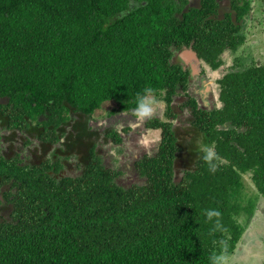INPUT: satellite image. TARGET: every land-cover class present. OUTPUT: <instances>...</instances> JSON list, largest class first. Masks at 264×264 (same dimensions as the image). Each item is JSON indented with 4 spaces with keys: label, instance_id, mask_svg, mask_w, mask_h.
<instances>
[{
    "label": "trees",
    "instance_id": "1",
    "mask_svg": "<svg viewBox=\"0 0 264 264\" xmlns=\"http://www.w3.org/2000/svg\"><path fill=\"white\" fill-rule=\"evenodd\" d=\"M251 2L233 0V18L218 0H0V116L36 132L44 154L66 139L37 164L0 158L18 181L11 220L0 221V264H212L235 253L264 198V63L226 73L222 106L210 109L175 54L192 47L220 68L246 42ZM151 95L166 103V120L146 121L161 141L136 161L145 182L126 187L90 120L107 101L134 111ZM73 156L82 173L58 177Z\"/></svg>",
    "mask_w": 264,
    "mask_h": 264
},
{
    "label": "rangeland",
    "instance_id": "2",
    "mask_svg": "<svg viewBox=\"0 0 264 264\" xmlns=\"http://www.w3.org/2000/svg\"><path fill=\"white\" fill-rule=\"evenodd\" d=\"M221 1L222 5L230 2V0ZM252 1V10L245 18L243 25V32L246 34L244 45L236 52L226 50L222 55L223 64L218 69H212L208 64L203 63L202 67L205 75L202 77L205 79L204 82H197L196 86L195 81L191 83L195 88H191L190 91L194 93L193 96L197 98L199 105L202 107L213 109L222 106L219 80L233 68H244L254 62L258 65L264 63V0ZM197 4H199L198 0H190V5ZM185 50L186 48L183 49V51ZM176 60L186 66L192 65L195 71L197 70L194 61L180 59V57ZM195 71L193 72L196 73ZM195 76L194 74L191 78L194 79ZM147 99L152 101L150 116L141 117L136 114L135 110L119 111L115 102L107 101L103 103L100 109L95 111L90 120V125L97 131L94 134V139L98 144V153L102 156L107 167L121 171L116 181L126 187L145 182V179L140 176L136 168V161L145 154L154 155L161 141V129L148 128L146 121L152 117H159L163 120L167 118L165 116L166 103L162 98L151 95ZM181 99H184V97L176 96L175 106L179 104ZM113 109H117V111L112 112ZM189 113V110L182 112L184 114L182 121H180L182 125L186 119L188 120ZM177 123L176 120L175 124ZM111 129H115L121 134L123 137L122 143L117 144L111 137H106ZM38 144L34 142L33 148L22 149L20 155L23 162H39L44 158L53 156V154L50 156L45 155ZM46 146L49 147L50 145L46 144ZM69 159L63 160L65 167L57 174L58 177L65 175L78 176L82 173L83 167L81 164L78 165V157L73 156ZM245 184V191L248 196H256V189L249 175L245 178ZM258 201V205L256 202L254 217L248 223L247 230L240 239L235 253L229 258L226 257V264L264 263V198H259Z\"/></svg>",
    "mask_w": 264,
    "mask_h": 264
},
{
    "label": "flooded vegetation",
    "instance_id": "3",
    "mask_svg": "<svg viewBox=\"0 0 264 264\" xmlns=\"http://www.w3.org/2000/svg\"><path fill=\"white\" fill-rule=\"evenodd\" d=\"M232 1L233 0H230V2L228 4L222 5V1L218 0L219 5H220L219 15L221 17H223L225 15V13L228 12V13L232 14L233 18H236V13L234 12V7L232 6L233 5ZM198 2H200V0H198ZM252 2H251V7H252ZM189 5H190V3H189ZM251 10H252V8H251ZM241 22L244 25L245 18ZM181 52L180 51L176 52L175 61L178 62V60H176V58L179 59ZM197 55H198V53H197ZM199 59L200 60L198 61V63H197V61H194V64L197 68L196 71L192 65L186 66L180 62L182 64V66L184 67V69H187L190 72V77H189V88L190 89L191 88L194 89L197 82L199 83L201 81L203 83L205 80L202 77L203 75H205L204 69L202 67L203 63H205V62L200 57H199ZM193 71H195L196 73H194ZM194 74L196 76L194 79H192L191 76H193ZM193 81H195V86H193L191 84ZM191 94L194 95V93H192V92H191ZM0 102H5V99L0 98ZM65 141H66V139H65ZM65 141L63 138L58 143L53 144V146L51 147V150H48V152L45 155H49V156L52 155L53 152L55 151V149L56 148L58 149L61 145L64 146V148H65V145H64ZM34 142L39 143L38 146L40 147V149H42V152H43L44 147L42 146V143H41L42 140L39 139L36 132L31 133L27 130H21L17 127H9L5 123L4 118L2 116H0V158L3 157L7 160H16L17 159V163L19 165H22V166L28 165V164H37L39 162H35V161H34L35 163L34 162H23L21 159V155H20L22 149H28L29 147L33 148L32 146H33ZM34 154H36V153H34ZM1 165H3V164H1ZM6 175L7 174L4 171L0 170V221L11 220L12 203L9 201V199L7 197H10V198L15 197L16 193L18 191V185L16 184V182H18V181L16 180V178L11 177V179L8 180ZM6 212H8V213L6 214ZM262 264H264V263H262Z\"/></svg>",
    "mask_w": 264,
    "mask_h": 264
},
{
    "label": "clouds",
    "instance_id": "4",
    "mask_svg": "<svg viewBox=\"0 0 264 264\" xmlns=\"http://www.w3.org/2000/svg\"><path fill=\"white\" fill-rule=\"evenodd\" d=\"M138 108L135 110L136 114L141 116V117H146V116H150L152 113V101L148 100L146 97L145 98H140L138 101ZM214 152L208 148L206 149V155H205V159L208 161H211L213 156H214ZM213 215V213H209V216ZM215 215H219V213H215ZM212 260V264H226L227 262V258L224 255H220V256H213L211 258Z\"/></svg>",
    "mask_w": 264,
    "mask_h": 264
},
{
    "label": "water",
    "instance_id": "5",
    "mask_svg": "<svg viewBox=\"0 0 264 264\" xmlns=\"http://www.w3.org/2000/svg\"><path fill=\"white\" fill-rule=\"evenodd\" d=\"M180 59L188 60L189 61H197L198 63V56H196V52L191 48L186 49L185 51L180 53Z\"/></svg>",
    "mask_w": 264,
    "mask_h": 264
}]
</instances>
